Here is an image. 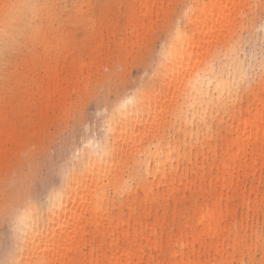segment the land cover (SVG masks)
<instances>
[{
	"label": "rangeland",
	"instance_id": "1",
	"mask_svg": "<svg viewBox=\"0 0 264 264\" xmlns=\"http://www.w3.org/2000/svg\"><path fill=\"white\" fill-rule=\"evenodd\" d=\"M51 1L53 5L48 14L41 18L39 38L2 40L0 119H6L3 120L12 132L7 133L4 138L7 141L3 142L4 153L0 158V205L7 200L8 203L11 202L7 204L5 212L0 210V264L6 263L14 246L11 221L13 209L20 208L18 200H28L37 204L35 206L43 207L51 191L61 186V169L65 160L57 143L59 128L62 123L67 126L68 113L74 104L100 84L105 79L106 72L111 74L117 65H121L127 70V75L138 84L139 77L143 75L142 57L146 53L155 52L157 68L155 74H150L144 81V89L151 90L149 101L154 105L149 112H145L147 121L157 118V122L151 132L141 134L139 131L144 123L138 121V124L129 127L128 133H122L114 143V148L121 156L123 174L129 182L127 189L114 190L110 184L105 188L107 202L96 219L104 225V229L100 224L97 228L105 232L104 235L98 233L102 247L109 241V224L116 223L118 213H123L125 219L129 212L143 214L137 202L145 196L140 188L142 184L152 185V192L149 191L148 196L150 198L163 191L158 184L161 178L158 173H150L147 178H137L138 168L140 167V171L144 168V165L138 164L142 145L151 153H159L161 159L163 150L171 151L168 157V165L171 166H191L195 161V151L202 150L204 156H207L209 145L214 146L205 125L194 127L192 131L188 129L186 135L180 128L177 106L180 103L190 104L189 90L182 89L180 85V79L187 76L186 66L190 55L205 50V56L200 57L203 58L201 63L205 68L213 57L215 67L228 62L231 58L230 42L237 34L251 27L245 21L249 18L258 20L259 14L264 12V0H233L234 6L230 9L225 26L214 34V22L208 17L209 7L204 5L205 10H200L197 6L202 0H184L191 7L183 29L185 36L178 42L179 47H176L179 52L175 55L177 61L169 62L166 67L164 60L168 51L162 54L160 46L164 42L162 37L166 35V20L173 11L170 5L176 0H152L154 3L151 0ZM50 35L53 38H46ZM191 44L192 47H188ZM56 57L58 61L54 62ZM45 61L50 64L47 70L39 66ZM53 70L57 71L59 78L68 76L66 81L58 80V84L66 90L65 96H52L57 86L51 82L48 84L46 79ZM252 85L256 86L258 96H263L261 86L264 87V80L256 79ZM120 92L123 97L129 92L134 93L135 89L121 88ZM249 95L250 88L242 92L239 100L235 101L236 106L240 102L241 111H245L246 97ZM115 100L114 95L113 101ZM225 110L227 109L223 107L208 105L203 115L207 123L213 121L212 132L220 133L216 135L217 148L225 138V129L223 122H219V127L215 124L224 120ZM110 111L111 109L109 113ZM86 135H78L79 151L86 149L88 140L83 144L79 143ZM169 145L172 146L171 150ZM209 160L207 158L205 164L208 165ZM256 170L255 173L245 174L246 181L239 192L232 195L229 203V207L236 211L237 234L244 236L248 244L254 242L256 231L264 236V155L258 159ZM251 189V198L255 193L258 201L254 212L246 217V210L241 206L239 198L242 192L247 194ZM10 194L15 196L11 197ZM162 194L167 197L166 192ZM173 197V201L172 198L168 200L167 211H158V219L165 223L164 234L170 233V224L176 225L181 213L189 211L194 202L200 203L204 199L199 195L198 188L184 194L175 192ZM154 218L153 210L147 216L143 215V219L149 224H153ZM92 229L91 225H86L89 240ZM246 254L245 251L244 255ZM250 255L255 264H262L259 252L253 246ZM237 262V254L234 259H229V264Z\"/></svg>",
	"mask_w": 264,
	"mask_h": 264
},
{
	"label": "bare ground",
	"instance_id": "2",
	"mask_svg": "<svg viewBox=\"0 0 264 264\" xmlns=\"http://www.w3.org/2000/svg\"><path fill=\"white\" fill-rule=\"evenodd\" d=\"M232 1L202 0L198 4L197 9L200 10L204 5L209 7L208 17L214 22V34L225 26L230 9L234 6ZM52 5L51 0H0V57L3 38H39L41 18L48 14ZM48 19L51 20V17ZM46 38L53 37L50 35ZM188 47H192V44ZM178 53L176 47L169 48L164 60L166 67L169 62L177 61L175 55ZM203 56L205 50L190 55L186 66L187 76L180 79L182 89L189 90L190 104L180 103L177 115L180 128L186 135L188 129L192 131L194 127L205 125L203 115L208 105L226 108L224 120L215 124L218 127L219 122L224 124L225 138L220 146L217 148L215 145L216 135L220 133L212 132L213 121L207 123L205 128L214 146L209 145L207 156L202 150L195 151V161L191 166L168 165L171 151L163 150L161 159L159 153H151L142 145L138 164L144 165L143 178L150 173H158L161 177L158 184L163 191L150 198L152 185L142 184L140 188L145 196L137 202L143 214L129 212L125 219L123 213H118L115 224L111 222V225L108 221L109 241L104 247L98 233L104 235L105 232L97 230L99 224L103 229L104 225L96 219L107 202L105 188L110 184L114 190L127 189L129 181L123 174L121 156L116 148L113 147L110 156H103L102 153L97 156L94 147L85 146L86 149L80 150L76 162L79 170L70 180L63 179L61 186L51 191L43 207L35 206L37 204H32V201L18 200L20 208L13 209L11 221L14 246L5 264H229V259H234L235 254L238 255L237 264H255L250 255L252 246L259 252L260 262L264 264V236L256 231L254 242L248 244L244 236L237 234L236 211L229 207L232 195L237 194L246 181L245 174L255 173L258 159L264 155V92L259 97L256 86L251 85L245 111H241L240 102L237 103L239 106L232 101L222 102L219 95L224 96L223 91L229 86L230 78H238L233 61L230 58L219 67L213 68L209 64L205 68L201 63L203 58H200ZM57 61L58 58H54V62ZM39 66L47 70L50 64L45 61ZM67 79V75L59 78L57 71H52L46 79L48 84L51 82L57 86L52 96H65L66 90L58 84V80L63 82ZM32 85L36 86L34 83ZM261 89L264 91L263 86ZM151 94L149 88L143 89L135 103L116 113L113 146L119 136L128 133L129 127L138 124V121L144 123L139 133L146 134L153 130L157 118L148 122L145 113L154 107L149 101ZM109 117L112 118L111 111ZM3 119H0V158L4 153L3 142L7 141L4 138L12 132L6 119ZM207 158L210 159L208 165L205 164ZM138 169L137 178L141 179L140 167ZM197 188L203 201L194 202L189 211L181 213L176 225L170 224V233L164 234L165 223L158 219V211H167L168 200L175 199V192L184 194ZM163 192L167 193V197ZM251 193L252 189L247 194L242 192L239 198L246 210V217L254 212L258 201L257 194L253 192L251 198ZM7 204L11 202L7 200L0 205L1 212L7 210ZM151 210L155 216L153 224L143 219V215L147 216ZM87 224L93 227L90 240L87 237Z\"/></svg>",
	"mask_w": 264,
	"mask_h": 264
},
{
	"label": "snow or ice",
	"instance_id": "3",
	"mask_svg": "<svg viewBox=\"0 0 264 264\" xmlns=\"http://www.w3.org/2000/svg\"><path fill=\"white\" fill-rule=\"evenodd\" d=\"M170 8L173 11L166 20V35L162 37L164 42L160 46L162 54L166 53L170 47H179L178 42L185 36L183 32L185 21L191 13V7L184 0H176ZM245 23L250 24L251 27L237 34L230 42L232 66L238 78H230L222 102L239 100L242 92L250 88L254 80H264V12L259 14L258 20L249 18ZM215 62V57H213L210 61L213 68ZM141 63L144 68L138 84L127 75L125 67L117 65L111 74L106 72L105 79L95 88L90 89L87 95L82 96L68 113V124L67 126L61 124L57 140L65 160L61 169L64 181L70 180L79 170L76 164L81 154L77 143L78 135L87 134L80 139L79 143L83 144L85 140H88L86 146L94 147L97 156L101 153L103 156L112 154L114 117L117 112H123L129 104L135 103L136 98L143 93L144 81L149 78L150 74H155L157 68L155 52L146 53ZM121 88L135 89V92H129L121 99L123 95L120 92ZM114 95L116 96L115 101H113ZM109 109H111L112 118L109 117ZM203 123L206 125L207 121ZM171 147L169 145L170 150ZM140 176L143 177V170Z\"/></svg>",
	"mask_w": 264,
	"mask_h": 264
}]
</instances>
